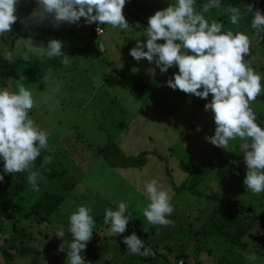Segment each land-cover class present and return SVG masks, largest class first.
I'll use <instances>...</instances> for the list:
<instances>
[{"label": "rangeland", "instance_id": "374dc122", "mask_svg": "<svg viewBox=\"0 0 264 264\" xmlns=\"http://www.w3.org/2000/svg\"><path fill=\"white\" fill-rule=\"evenodd\" d=\"M223 1L220 9L226 7ZM33 7H35L34 0H20L17 13L19 19L11 26V32L0 36V50L6 48L14 56H19L27 50L31 41L33 46L41 44L46 46L48 40L52 38L62 41L63 49L69 59L68 62H63L62 70L49 83L47 90L55 89L58 83L60 85L58 92L62 93L59 95L64 99L62 104L60 101L56 108L49 109L45 115L47 121H44L55 130L49 132L48 144L49 148L55 151L52 153L53 157L64 165L61 170L65 169V175L62 179H38L39 190L33 191L30 185L26 194L17 201L24 210L29 211L36 198L44 192L59 194L63 199L46 223L25 220L22 213L17 218L0 219V264H66L67 245L71 241V235L67 232L68 216L80 204L91 205L95 221L92 238L82 253L87 264L125 262L126 251L122 249L124 245L122 238L133 233L132 228H135L138 238H144L150 244L159 246L160 252L170 256L172 261L179 258L178 264L182 262L183 264H250L248 256L253 253L257 257L254 264H264V194L246 193L243 184L246 165L241 150L244 141H230L227 150L219 149L217 154L220 153L218 154L220 160L216 155L214 178L211 182L200 185L203 187L200 193L184 191L178 194L175 191V187L180 186L187 178L188 168L182 170L183 172L179 171L180 162L169 149L176 139L161 137L160 133H163V129L156 127L162 125L158 123L160 119L154 113L153 116L150 115L151 111L146 109V105L153 102L149 95L158 97L166 92L168 86L165 82L177 69L173 67L167 73L161 74L154 63H149L146 59L137 62L129 55V49L135 45V40L131 38L142 33L134 30L139 25L138 21L132 18L126 20L129 28L122 32L108 26L109 31L100 39L90 36L91 34L86 37L87 31L81 21L79 25L64 23L55 27L45 22L43 25L25 29L20 21ZM165 7L167 0H126L122 13L124 16L129 12L135 13L140 20L144 19L147 25V18L156 10ZM68 25L72 26L73 30H67ZM227 28L246 32L250 36L252 43L245 59H248V63L253 68L264 74V34L258 40L253 36V30L242 27L240 23L230 24ZM139 39L143 40V35ZM78 81L85 84L90 81L96 89L98 88L96 94L100 99L97 106L101 107L99 109L104 113L92 104H85L84 108H81L86 91L82 92L85 84ZM13 83L16 87L19 84L9 80L7 88L12 90ZM175 91L180 98L183 97L187 101L196 100L201 105L207 102L180 90ZM251 106L264 114V92L252 102ZM201 119L205 125L201 126V135L196 139L197 144L192 145V150H195L193 153L195 160L205 153L200 150L199 154L197 150L207 143L204 136L208 127L215 128L210 110H203ZM119 123L126 126L120 128ZM109 132L112 134V140L120 145L125 155L135 156L146 149H153L155 141L164 144L156 155L151 152L147 155L149 161L146 168L114 169L107 171L110 173L105 175L106 172L102 174L103 170H101L102 161L94 163V160L98 158V152L106 143ZM179 143L184 144V141L181 139ZM163 157L168 158L166 163L163 162L166 167L160 166L159 161L164 160ZM189 168L191 169L192 165ZM166 169L175 180L159 176ZM151 172L157 176L151 175ZM150 176L152 178H149ZM153 178L161 181L170 190L174 211L168 217L173 223L168 226L148 224L141 212V209L149 203L143 190L144 183ZM219 191L227 194L232 201L249 207L253 213L263 212L255 229L250 233L251 243L248 246L232 247L230 251L228 249L230 246L225 242L224 237L217 232L210 233L209 238L204 239L200 245L198 241H194V236L191 237L195 231L199 232L204 226L210 213V210H207L208 201ZM119 201L129 205L133 219L129 221L125 233L117 237H109L108 226L103 223L104 209L108 207L115 209ZM61 226L65 230L64 238L55 235ZM181 231H185V234L173 242L171 254L165 251L167 249L164 247L170 245L171 240H175ZM62 243L65 249L58 251ZM24 248L34 249L38 253L19 254ZM183 250L186 256H181ZM130 263L146 264L141 261H130Z\"/></svg>", "mask_w": 264, "mask_h": 264}, {"label": "clouds", "instance_id": "9594fccd", "mask_svg": "<svg viewBox=\"0 0 264 264\" xmlns=\"http://www.w3.org/2000/svg\"><path fill=\"white\" fill-rule=\"evenodd\" d=\"M125 3L126 0H34L35 7L20 22L28 29L45 22L54 27L64 23L79 25L83 18L86 25L96 23L127 31L129 23L122 13ZM19 4L20 0H0V36L11 32V26L19 19ZM221 7L222 0H206L199 9L197 0H167V7L149 16L144 31L131 38L135 45L129 49V55L137 62L146 59L154 63L161 74L175 67L177 71L166 80V85L172 90L207 100L204 110L211 111L215 128L213 135L205 137L206 141L225 150L230 141H244L241 144L246 165L243 184L246 193L261 195L264 194V122H257L251 104L264 92V74L245 59L252 43L246 32L226 28L222 21L206 17L211 10ZM224 13L231 25H238L240 20L251 14L253 36L261 39L264 13L259 8L254 9L252 4H248L242 12L239 7L229 5L224 7ZM101 30L97 27L98 32ZM142 35L143 40L139 39ZM32 54L49 59L63 57L65 63L69 59L63 51L62 41L55 38L49 39L46 46H33L31 41L20 58L30 62ZM0 59L13 63L14 55L5 48L0 50ZM44 79L47 81L48 77ZM59 90L57 83L55 91ZM210 94L211 99L208 100ZM36 106L35 97L23 82L15 90L0 87V182L6 175L27 172L26 179L33 191L39 190L37 181L43 179L38 169L32 170L34 162L42 150L51 151L49 132L30 115ZM50 160V155L44 156L41 166ZM143 190L149 201L141 209L147 223L172 224L168 218L174 211L170 190L156 178L146 181ZM92 211L90 204H80L68 216L67 232L71 241L67 245L66 264H87L82 253L94 232ZM132 213L123 201L117 202L115 209L105 208L103 223L108 226L107 235L117 237L125 233L133 219ZM55 235L65 237L63 226ZM122 243L130 255H153L135 232L124 236ZM64 249L62 243L58 251ZM256 259L254 253L248 256L250 264H254Z\"/></svg>", "mask_w": 264, "mask_h": 264}, {"label": "trees", "instance_id": "16d2710c", "mask_svg": "<svg viewBox=\"0 0 264 264\" xmlns=\"http://www.w3.org/2000/svg\"><path fill=\"white\" fill-rule=\"evenodd\" d=\"M199 5L206 2V0H197ZM226 6H235L239 7L243 12L248 4H252L254 9L259 8L262 13H264V0H224L223 1ZM199 9V6H198ZM126 19H135L138 22V27L144 30V27L147 25L144 23V19L140 20L135 13L129 12L127 14ZM206 17L209 19H217L224 23L225 27L227 28L230 23L228 22L227 14L224 13V9L219 10H211L209 13L206 14ZM250 20L251 14L245 16L242 20L239 21L240 25L244 28H250ZM97 25V24H95ZM91 33L95 34L93 27ZM251 29V28H250ZM253 30V29H251ZM254 31V30H253ZM105 33V31H104ZM90 36H94V35ZM96 35V34H95ZM97 36V35H96ZM162 43V41H160ZM64 51V49H63ZM65 52V51H64ZM64 60L63 57H54V58H47L46 56H37L31 55V61L25 62L19 56H14V62L8 63L0 59V87H7L8 81L11 80L12 82H24L25 86L32 92L33 96L36 99V102L43 104V106H47L50 102L48 100L41 99V94L44 92H54L56 93L55 89L47 90L49 83L54 79V77L62 70V64ZM22 77L24 80L22 81ZM48 77L46 81L44 78ZM74 81V79L72 80ZM79 82V81H78ZM85 84V82H79ZM83 86L84 91H86V97L84 102L81 103L82 107L84 108L85 104H92L94 100H90L91 97H94L95 92H93L94 84L90 81L86 82ZM12 90L16 89V84H14ZM94 87V88H93ZM62 94L61 92H59ZM69 99V98H68ZM70 100V99H69ZM41 101V102H40ZM64 104L65 101H64ZM252 107V106H251ZM40 108V106L38 107ZM45 108V107H44ZM49 108L45 110H39L43 114H47L49 112ZM83 110V109H81ZM35 111L32 110L30 114ZM101 112L104 111L101 109ZM253 111L257 115V122L261 123L264 120V114L253 107ZM39 124V121H37ZM126 126L125 124L122 125L119 123V127ZM263 126V125H262ZM107 141L104 143V146L99 150V156L102 157L103 161L112 168V169H128V168H136L142 169L147 165V155L149 153L143 152L138 155H125L119 146V144L112 140V134L109 132L107 133ZM50 149V148H49ZM51 150V149H50ZM55 151L51 150L50 152H46L44 150L41 151V155L37 157L36 161L34 162L33 171L39 170L40 175L43 179H62L65 175V169L61 170V167L64 166L61 163H58L56 158L53 157ZM218 151L214 154L208 156L205 161L197 166L194 167L187 178L180 186L175 187V191L179 194L184 191H190L194 194L200 193L204 185V182L209 183L214 178V163L217 159ZM222 154V153H221ZM46 155L51 156V160L49 163L43 164L41 166L43 157ZM219 156V155H218ZM220 160V156H219ZM217 160V161H219ZM216 161V162H217ZM0 169H2V162H0ZM27 172L24 173H14L11 175H6L3 182H0V219H11L12 217L17 218V216L22 213L23 219L33 220L38 223H46L50 215L56 211V209L61 204L63 197L59 194L54 193H42L40 194L34 203L31 205L30 210L26 211L21 204L17 201L23 197L28 191V187L30 184L27 182ZM177 195V194H176ZM210 210L208 219L204 222V226L202 227L199 232L195 231L194 236L195 240L198 241V245H200L204 239L209 238L210 233L217 232L224 237L225 242L230 246L228 249L231 251L230 248L232 247H240L242 245H249L250 241V233L255 228L257 221L261 218L262 213L256 214L251 211L249 207L243 206V204H238L235 201H232L227 194L222 192H216L210 200L208 201V208ZM185 234V231H181L177 234L176 239L171 240V244H167L164 248H166L168 253L171 254L173 242H176L178 238H182ZM144 240V245L149 247L152 250L153 255L149 257H143L140 255H130L127 252L126 246L123 245V248L126 251V258L125 262L121 264H132L130 261L134 262H144L146 264H178V259L176 258L174 261L170 259V256L160 252L159 246L150 244L146 239L140 238ZM154 246V247H153ZM30 253H38V251L34 249H22L19 254L28 255ZM169 254V255H170ZM181 256H186L185 251L183 250ZM188 254V253H187ZM228 254V252H227ZM7 254H5L6 256ZM8 258V257H6ZM183 264V262H182ZM248 264V263H244Z\"/></svg>", "mask_w": 264, "mask_h": 264}, {"label": "crops", "instance_id": "0c3cea01", "mask_svg": "<svg viewBox=\"0 0 264 264\" xmlns=\"http://www.w3.org/2000/svg\"><path fill=\"white\" fill-rule=\"evenodd\" d=\"M125 19H126V17H125ZM81 22H82V24L84 26V29H86V31H87L85 36L86 35L89 36L90 34H92L91 33L92 24L91 25H86L84 23L83 19H81ZM93 24H96V23H93ZM100 26H102V28L104 29L105 33H104L103 36H105L106 33L109 31L108 25H105V26L104 25H100ZM66 29L70 30V31L73 30L72 26H70V25H68V27ZM134 30L136 32H139V31L143 32L144 31L141 28L138 29V27H135ZM92 35H94L93 37H96L98 39L103 37V36H98V35L96 36L94 33ZM122 54H123V52H122ZM97 89L94 88L93 92H95V94H94V97H91V99L94 100V103H93L94 107L95 108L97 107L99 109L101 107L97 106V103H99L98 99H100L98 97V94H96ZM101 89L103 90L104 86ZM46 91H48V90H46ZM149 96H150V99L153 102L150 103V104L147 103L146 109L151 111L150 115L153 116L152 113H154L160 119V121L158 123H160L162 125H160V126L156 125V127L163 129V133L159 132L161 134V137H163L165 139H168L170 137L176 139V142H174L173 145L171 147H169V149H171V153L173 155H175V157H177V159L180 162L179 171H182V170L188 168V171H189L188 175H189L190 171L194 167H197V166L201 165L208 156L214 154L216 151H220L219 149H221V148L213 146L211 143L206 141L207 143L203 144L205 146L203 147V145H202L203 148L199 147L198 150H197V152L199 154H200V150L204 151L205 153H203V156L198 157V159H196V160L193 158V153H194L195 150H192V145L197 144L196 143V139H198L199 136L201 135L200 134L201 126L205 125V123L201 119V115H202L203 110H204V104L201 105L196 100H193L192 102H190V101L185 100L183 97L180 98L178 96V93L175 90H172L169 87H166V92H164L163 94L159 95L158 97H156V96L151 97V95H149ZM45 97H48L47 100L50 101L47 104V106H45V105L43 106V104H41L39 102H36L37 106L38 107L40 106V108L37 107V109H35V111L32 114H30V115L34 118V120L36 122L39 121V125H40L41 128L46 129L48 132H53V131H55V130H53V127L51 128L47 124V122H45V121H47V120H45V115L46 114H43L39 110L46 109L49 106H50L49 109L52 110V109L56 108V106H58L60 101H61L60 104H62V100L64 98L61 99V97L59 95V92H57V91H56V93H54V92H51V93L44 92L43 94H41V99L44 100ZM105 98H106V96H105ZM208 98H211V96H209ZM110 101L108 103H110ZM57 109H58V107H57ZM33 110H34V108H33ZM208 128L209 129L206 132V134L204 133L205 134L204 137L211 136V135L214 134V128L212 126H210ZM201 137H203V136H201ZM181 139L184 141V144L179 143ZM163 144L164 143H160V142L155 141V144H154L155 148L146 149L143 152H146V153H149V154L153 153L154 155H156L158 153V150L161 149V146H163ZM158 147H160V148H158ZM163 158H164V160H161V161L158 160L160 162V166H162V165L164 166L163 162L166 163V161H168V158H166V157H163ZM169 160H170V158H169ZM97 161L98 162L102 161V163H101V170H103L102 174L106 172L105 175H108L110 172H107V171H111V170L113 171L114 170V169L110 168L106 164V162L103 161L102 157H100L99 155H98V158H96V160H94V163H96ZM148 161L149 160L147 158V163H148ZM159 162H157V164ZM191 165H192V168L190 169L189 166H191ZM164 167H166V166H164ZM144 168H146V167H144ZM157 168H158V166H157ZM164 173L163 172L160 173L159 176L160 177L162 176L163 178H166V179L170 178L172 180H175L173 175L170 176L168 174L167 169H166V171ZM151 175L157 176V174H155L154 172L153 173L151 172ZM149 178H152V176H150Z\"/></svg>", "mask_w": 264, "mask_h": 264}, {"label": "built area", "instance_id": "2783aa9c", "mask_svg": "<svg viewBox=\"0 0 264 264\" xmlns=\"http://www.w3.org/2000/svg\"><path fill=\"white\" fill-rule=\"evenodd\" d=\"M97 27H99V28L102 29V30L98 32V31H97ZM93 30H94L95 34L98 35V36H102V35H104V29H103L102 26H100V25H95V26L93 27ZM132 231L135 232V228H132ZM180 264H182V263H180Z\"/></svg>", "mask_w": 264, "mask_h": 264}]
</instances>
